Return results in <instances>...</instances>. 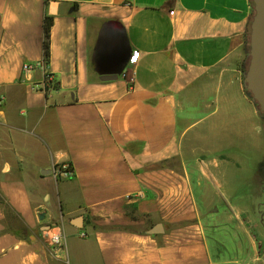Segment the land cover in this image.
Here are the masks:
<instances>
[{
	"label": "crops",
	"instance_id": "1",
	"mask_svg": "<svg viewBox=\"0 0 264 264\" xmlns=\"http://www.w3.org/2000/svg\"><path fill=\"white\" fill-rule=\"evenodd\" d=\"M253 14L252 0H0V264H264ZM47 15L49 94L41 67L23 71L44 59ZM107 21L133 56L105 81Z\"/></svg>",
	"mask_w": 264,
	"mask_h": 264
},
{
	"label": "water",
	"instance_id": "2",
	"mask_svg": "<svg viewBox=\"0 0 264 264\" xmlns=\"http://www.w3.org/2000/svg\"><path fill=\"white\" fill-rule=\"evenodd\" d=\"M252 1L254 14L250 24L244 87L256 104L260 115L264 117V0ZM132 56L133 49L122 24L116 21L105 22L100 31L93 59L94 69L101 75L102 80H115L123 75ZM102 58H105L106 62H102ZM44 217L45 213H41L40 219ZM77 220L79 221L80 217ZM46 227L50 229L52 224H47ZM163 231L161 224L149 230L153 234Z\"/></svg>",
	"mask_w": 264,
	"mask_h": 264
},
{
	"label": "built area",
	"instance_id": "3",
	"mask_svg": "<svg viewBox=\"0 0 264 264\" xmlns=\"http://www.w3.org/2000/svg\"><path fill=\"white\" fill-rule=\"evenodd\" d=\"M36 67H41L43 72H44V78L42 81V88L43 90L49 94L53 91H56L58 89V83L54 77L53 74H51L48 70V64L43 59L41 62L37 64H32V63H24L23 65V71L28 72L31 70H34ZM0 103L2 101L0 100ZM58 171L66 176H70L73 174L72 167L69 163H64L61 166H59ZM82 236H85V233L82 234ZM65 236L62 231L56 232V236L53 237L52 235L50 236L49 240L53 248L59 249L63 246Z\"/></svg>",
	"mask_w": 264,
	"mask_h": 264
},
{
	"label": "trees",
	"instance_id": "4",
	"mask_svg": "<svg viewBox=\"0 0 264 264\" xmlns=\"http://www.w3.org/2000/svg\"><path fill=\"white\" fill-rule=\"evenodd\" d=\"M52 25H53V17L48 16V15L45 16L44 17V24H43V29H44L43 50H44V59L47 62V64H48L49 56H50V35H51ZM249 34H250V26H249V29H248V35ZM247 44H248V48H249V38L247 39ZM246 92L250 96V94H249V92L247 90H246ZM71 167L73 169L72 165H71ZM0 200L2 202H5L4 197L1 194H0Z\"/></svg>",
	"mask_w": 264,
	"mask_h": 264
},
{
	"label": "clouds",
	"instance_id": "5",
	"mask_svg": "<svg viewBox=\"0 0 264 264\" xmlns=\"http://www.w3.org/2000/svg\"><path fill=\"white\" fill-rule=\"evenodd\" d=\"M51 235H52L53 237H55V236H56V232L53 231V232L51 233Z\"/></svg>",
	"mask_w": 264,
	"mask_h": 264
},
{
	"label": "rangeland",
	"instance_id": "6",
	"mask_svg": "<svg viewBox=\"0 0 264 264\" xmlns=\"http://www.w3.org/2000/svg\"><path fill=\"white\" fill-rule=\"evenodd\" d=\"M247 38H249V35H248ZM247 46H248V44H247ZM263 118H264V117H263ZM220 253H221V254H226V252H224V251H221Z\"/></svg>",
	"mask_w": 264,
	"mask_h": 264
}]
</instances>
